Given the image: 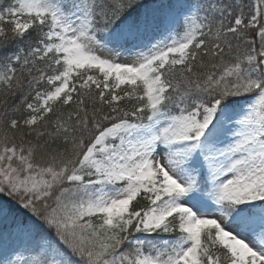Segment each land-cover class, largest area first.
<instances>
[{"label": "snow or ice", "instance_id": "obj_1", "mask_svg": "<svg viewBox=\"0 0 264 264\" xmlns=\"http://www.w3.org/2000/svg\"><path fill=\"white\" fill-rule=\"evenodd\" d=\"M0 264H264V0H0Z\"/></svg>", "mask_w": 264, "mask_h": 264}]
</instances>
